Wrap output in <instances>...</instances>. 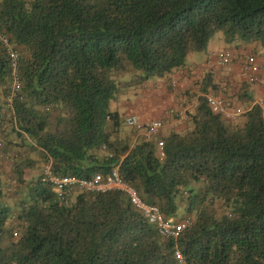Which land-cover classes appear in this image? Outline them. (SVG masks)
<instances>
[{"label":"trees","instance_id":"16d2710c","mask_svg":"<svg viewBox=\"0 0 264 264\" xmlns=\"http://www.w3.org/2000/svg\"><path fill=\"white\" fill-rule=\"evenodd\" d=\"M218 30L264 47V0H0V150L15 154L0 158L10 164L0 163V264H264V115L253 83L223 96L208 74L184 92L182 123L151 138L126 130L112 107L127 75L129 85L165 80ZM2 37L18 51L13 112ZM210 93L243 112H214ZM48 158L56 173L84 178L119 167L144 201L193 222L163 237L118 190L59 201L27 175Z\"/></svg>","mask_w":264,"mask_h":264},{"label":"built area","instance_id":"2783aa9c","mask_svg":"<svg viewBox=\"0 0 264 264\" xmlns=\"http://www.w3.org/2000/svg\"><path fill=\"white\" fill-rule=\"evenodd\" d=\"M1 40L8 54L14 75L11 89L8 92L7 97H5L4 110L13 112V101L17 97L22 87V81L16 71L18 51L13 48L6 37H2ZM235 53L236 52L232 49H227L219 53L216 57L217 63L220 66L229 67L236 57ZM240 68L245 73V78L249 82L264 83V62H261L258 59L256 53L253 51L247 50L242 52ZM208 102L209 106L214 112L221 113L229 119L237 118L238 115L244 110L240 105H235L232 103L231 99H226L225 97L216 96L214 94L208 95ZM258 102L262 108V114L264 115V98L259 99ZM186 117V112H181L175 120L171 121V123H168L158 118L143 120L136 114H129L125 116V123L128 127L141 132L142 136L151 138L153 136L161 135L167 127H173L177 122L184 120ZM157 144L159 145L160 154L164 155L163 140L158 139ZM1 148L2 143L0 139V149ZM8 156L14 157L15 154L12 153L7 155L0 150V158ZM119 173V167H114L112 170L106 173L96 172L89 178L78 177L76 175H62L54 171L52 159L48 158V160L44 162L43 169L38 176H40L41 181L50 184L56 198L59 201L64 202H66L70 196L78 191H121L129 199L130 203L157 228L159 234L166 238L180 235L192 224L193 218L189 215L176 218H168L165 216L157 205L144 201L136 189L131 184L126 182ZM11 183L14 184L15 180H11ZM175 256L179 260L183 259V254L180 249H175Z\"/></svg>","mask_w":264,"mask_h":264},{"label":"rangeland","instance_id":"374dc122","mask_svg":"<svg viewBox=\"0 0 264 264\" xmlns=\"http://www.w3.org/2000/svg\"><path fill=\"white\" fill-rule=\"evenodd\" d=\"M236 45H239V46H236ZM227 49H234V51L236 52L235 53L236 58H240L239 55L242 54L243 51H247V50H249V51L254 50V51H256L257 55L259 53L260 56H262V57L264 56V47L261 44L256 43L254 41L241 40L238 38L233 42H228L226 40L225 31L224 30H218L209 39L205 49H203L202 51H200V50L190 51L186 56V62L192 63V65L195 67L197 65V63L202 62V60H206L207 58H211L212 55H214L215 53L218 55L219 53H221ZM154 79L158 82H156L155 85L154 84L150 85V82L153 81ZM126 80L130 81V77L128 75H127ZM153 80H151L150 82H147L145 84L134 82L131 85H129V82L126 81L124 83L123 87L127 88L128 92L123 91L120 98L112 104V107L114 109H117L122 116H126L130 113L131 114L134 113V111H136L137 114L139 112L144 114V113L148 112L149 108L157 106V105L160 106V102L162 100H164V102H165L166 99H168V96L171 97L172 94H170V93L175 92L176 84L173 83V80H168V81L166 80L167 82L162 83L161 81L163 79L159 78V77H155V78H153ZM226 83L227 84L224 87L221 85L219 91L227 92L229 95V92H230V89H228L229 88V80H226ZM240 84H239V86H240ZM159 88H161L162 90H159ZM163 90H165V92L167 93V96H165L166 93L163 92ZM210 94H213V93H210ZM230 95L233 96V94H230ZM163 96H165L166 99H163V98H165ZM164 102H162V103H164ZM190 102L191 101L189 99H188V101L183 102L182 107L178 111L174 112V114L172 116L170 114V116L159 117V119H162L165 122L171 123V121L175 120L181 112H186V109L191 107V105L187 106L188 103H190ZM138 116H139V114H138ZM182 121L183 120H181L180 122H177L173 127H167L166 131L170 128H177L179 126V124L182 123ZM124 128L126 130H128V127L126 125H124ZM131 129L136 131V133H138L137 130H135L133 128H131ZM165 132H163V133H165ZM0 161H1L0 163L3 162L2 165L7 166V167L10 166V164L7 162L8 160H3V161L0 160ZM44 162L45 161H41L38 166H36L34 168H29L27 170V175L29 177L38 176L40 174L41 170L43 169ZM12 174H13V172L11 171V169L10 168L7 169V178H10L12 176ZM15 186H16L15 183L10 186V191L12 193H13ZM196 188H197V186H196ZM172 218H175V217H172Z\"/></svg>","mask_w":264,"mask_h":264},{"label":"crops","instance_id":"0c3cea01","mask_svg":"<svg viewBox=\"0 0 264 264\" xmlns=\"http://www.w3.org/2000/svg\"><path fill=\"white\" fill-rule=\"evenodd\" d=\"M236 46H239V45H236ZM234 49L232 50L234 51ZM254 53H256V51H254ZM241 56L242 54L239 55L240 58L235 57L233 63L229 67L220 66L217 63L216 53L212 55L211 58L202 60V62L198 61L199 63H197L195 67L192 65V63L186 62L184 66H181L177 68L176 70H174L175 72L172 73V75L169 78H166L165 80L161 81L162 83H165L168 80H173V83L175 82L176 89H175V92L170 93L172 94L171 97L168 96V99H166L165 96H167V93L165 92V90H163V92L166 93V94L164 93L165 96L163 97L165 98L163 99H166V101L164 102V100H162L160 102V106L157 105V106L149 108L147 113L143 114L139 112L138 113L139 117L143 120H148V119H156V118L159 119V117L170 116V114L172 116L174 112L178 111L182 107L183 102L188 101V99L190 100V97H188L185 94L186 91L191 88L193 90H200L203 87L202 80L208 74H211L212 79H213V83L210 84L209 89H213L215 87V84L217 83L221 84L224 87L227 84L226 80H229L228 89H230L229 96H231L230 94H233V92L237 91L239 84L242 81H246L245 73L240 68ZM257 57L261 62H264V56L262 57L258 53ZM252 88L255 90L254 93H255V97L257 100L264 98V83H253ZM159 90H162V89L159 88ZM219 93H220L219 95L224 94V92L222 91H220ZM189 105H191V102L188 103L187 106ZM132 114H136L138 116L136 111H134V113ZM128 130L133 131L129 127H128ZM137 134L139 136H142L141 132H138Z\"/></svg>","mask_w":264,"mask_h":264}]
</instances>
